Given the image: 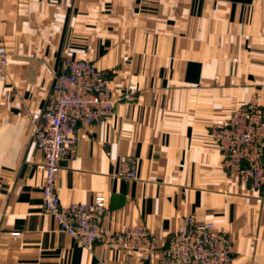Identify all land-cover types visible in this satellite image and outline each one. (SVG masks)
Masks as SVG:
<instances>
[{"label":"crops","instance_id":"obj_1","mask_svg":"<svg viewBox=\"0 0 264 264\" xmlns=\"http://www.w3.org/2000/svg\"><path fill=\"white\" fill-rule=\"evenodd\" d=\"M0 41V264H160L85 247L43 209L31 115L64 55L104 71L116 102L77 130L56 176L61 204L101 193L107 232L143 226L159 245L194 215L228 236L234 264H264V186L228 176L209 132L252 97L264 110V0H0Z\"/></svg>","mask_w":264,"mask_h":264},{"label":"built area","instance_id":"obj_2","mask_svg":"<svg viewBox=\"0 0 264 264\" xmlns=\"http://www.w3.org/2000/svg\"><path fill=\"white\" fill-rule=\"evenodd\" d=\"M8 74V52L0 41V79ZM44 117L32 129L36 147L43 155L44 179L41 185L42 202L59 229L86 246L99 239L107 247L138 254L142 258L160 255V264H234L232 245L224 233H216L210 221H197L193 215L184 218L179 230L166 246L159 245L143 226L124 227L107 232L101 226L106 209L103 195L89 203L60 205L56 187L59 162L72 153L77 143V126L89 127L101 116L109 114L116 102L110 79L84 59H63L61 71L55 76ZM129 90V91H128ZM129 86L126 97H132ZM254 101V100H252ZM239 104L230 117L211 136L218 145L222 165L229 174L260 184L264 179V120L256 102ZM37 118V116H36ZM227 151V157L222 152ZM246 162L240 171V162ZM134 177V164L123 173Z\"/></svg>","mask_w":264,"mask_h":264},{"label":"rangeland","instance_id":"obj_3","mask_svg":"<svg viewBox=\"0 0 264 264\" xmlns=\"http://www.w3.org/2000/svg\"><path fill=\"white\" fill-rule=\"evenodd\" d=\"M68 56H70V57H72L73 59H78V57H74V56H71V55H64L62 58H61V60H60V64H59V68H58V71L55 73V75H54V78H53V81H52V84H51V87H50V89H49V92H48V95H47V97H46V100H45V103H44V106H43V108H42V111L40 112V113H34V114H32L31 115V120H32V129L35 127V126H38V123H39V121L40 120H42L43 119V117H44V113H45V108H46V106H47V104H48V101H49V95H50V90L53 88V84H54V80H55V76L59 73V71H61V68H62V63H63V59L65 58V57H68ZM80 59H83V58H80ZM84 60H87V59H84ZM89 61V60H88ZM91 62V61H90ZM91 63H93V62H91ZM94 64V63H93ZM95 65V64H94ZM101 73H102V75L103 76H105V77H107L108 79H110L109 78V76L104 72V71H102L101 70ZM1 80V79H0ZM7 79H5V80H2V81H6ZM129 91V90H128ZM128 92L127 91H125V92H123L122 93V95H121V98L122 99H124V100H132L133 99V97H134V94H135V90H134V92L131 94V96L132 97H126L125 96V94H127ZM116 100V99H115ZM252 100H254V101H256V103L258 104V106H259V108L261 109V111H262V119L264 120V110H263V107L261 106V104H260V102H259V100L256 98V97H252V98H250V100L249 101H252ZM247 103V102H246ZM115 105V104H114ZM239 105V104H238ZM238 105H236L235 107L233 106V108H232V110H231V112H230V114L228 115V117H227V119L230 117V115L233 113V111L236 109V107L238 106ZM114 108V107H113ZM112 111H113V109L111 110V112L109 113V114H105V115H103V116H101V118L98 120V121H95V122H93L89 127H91L92 125H94V124H96V123H98L99 121H101V119H103L104 117H106V116H108V115H110L111 113H112ZM36 116H37V118H36ZM226 119V120H227ZM224 123V122H223ZM223 123H212V125L209 127V132H210V134H211V132H212V130L214 129V128H217V127H219L220 125H222ZM89 127H82V125H78L77 126V130L78 129H80V128H89ZM31 137H32V132H31ZM32 140H33V137H32ZM77 140H78V138H77ZM33 143H34V145H35V142L33 141ZM76 145H77V143H76ZM217 145V144H216ZM36 146V145H35ZM218 146V145H217ZM76 147V146H75ZM37 148V147H36ZM38 149V148H37ZM219 149V148H218ZM220 153V152H219ZM227 151H225V152H222V154L223 155H225L226 157H227ZM68 156V155H67ZM66 156V157H67ZM42 157H43V155H42ZM66 157H64L62 160H64ZM62 160H60V162H59V168H60V163H61V161ZM221 161H222V158H221ZM263 162V164H262V169H263V173H264V160L262 161ZM246 166V162H244V161H241L240 162V166H239V168H240V171L241 170H244L245 168H243V167H245ZM222 167H223V169H224V171H225V173L228 175V176H231L229 173V168H227V167H225V166H223L222 165ZM42 168H43V162H42ZM124 175L125 176H127L128 178H135V176H136V174H135V176L134 177H132V176H129V174H128V172L127 173H124ZM232 176H235L234 174L232 175ZM237 177V179L241 182V183H245V184H248V185H250L251 187H253V188H255V189H261L263 186H264V179H263V181L260 183V184H258V185H256V184H254L253 183V181H251L250 179H248V180H246V179H243V178H241V176L239 175H237L236 176ZM42 185V184H41ZM40 189H41V186H40ZM41 195H42V189H41ZM98 195H102L101 193H98ZM96 196V195H95ZM94 196V197H95ZM103 197H104V195H103ZM94 199V198H93ZM93 201V200H92ZM91 201V202H92ZM104 201H105V197H104ZM59 203H60V205H62L61 204V202L59 201ZM42 205H43V209H44V211L47 213V211H46V209H45V206H44V204H43V202H42ZM105 205H106V203H105ZM106 213H107V207H106V209H105V212H104V214H103V217H102V220H101V226H102V223H103V220H104V218H105V216H106ZM48 215H50L49 213H47ZM50 216H52V215H50ZM188 216H190V215H188ZM188 216H186V217H188ZM194 216V215H193ZM53 217V216H52ZM185 217V218H186ZM54 218V217H53ZM196 219V218H195ZM184 220V219H183ZM183 222V221H182ZM58 225V224H57ZM58 229H59V226H58ZM104 229V228H103ZM59 231H61L60 229H59ZM61 232H63V231H61ZM118 232V231H117ZM64 233V232H63ZM116 233V232H115ZM150 233V232H149ZM66 234V233H65ZM175 233H173V234H171L168 238H167V240H166V242L164 243V244H162V246H166L167 245V243H168V241H169V239L171 238V236H173ZM224 235L225 236H227L225 233H224ZM150 236L152 237V238H155L153 235H152V233H150ZM228 237V236H227ZM72 239H74L75 241H77L78 243H80L81 245H83V246H85V247H91L95 242H99L100 243V245H102V246H104V247H107L106 245H105V243H103L101 240H99V239H96V240H94L92 243H91V245H89V246H86L85 244H83V243H81L79 240H77V239H75L74 237H71ZM229 239V238H228ZM156 240V239H155ZM157 241V240H156ZM231 245H232V243H231ZM107 248H110V249H113V250H119V249H116V248H113V247H107ZM122 251H125V250H122ZM126 252H128V251H126ZM156 255V254H155ZM231 257L233 258V249H232V252H231ZM141 257V256H140ZM142 258V257H141ZM151 258V257H150ZM149 257L148 258H142V259H150ZM160 263H161V260H160Z\"/></svg>","mask_w":264,"mask_h":264},{"label":"bare ground","instance_id":"obj_4","mask_svg":"<svg viewBox=\"0 0 264 264\" xmlns=\"http://www.w3.org/2000/svg\"><path fill=\"white\" fill-rule=\"evenodd\" d=\"M99 69V68H98ZM101 70V69H100ZM110 88H111V91H112V84H111V80H110ZM112 94H113V91H112ZM114 98V97H113ZM248 102H251V101H248ZM252 102H256V101H252ZM235 111V110H234ZM233 111V112H234ZM83 203V202H82ZM182 225V224H181ZM181 227V226H180ZM229 241H230V239H229ZM231 242V241H230Z\"/></svg>","mask_w":264,"mask_h":264}]
</instances>
